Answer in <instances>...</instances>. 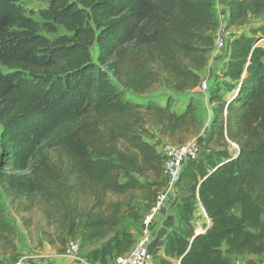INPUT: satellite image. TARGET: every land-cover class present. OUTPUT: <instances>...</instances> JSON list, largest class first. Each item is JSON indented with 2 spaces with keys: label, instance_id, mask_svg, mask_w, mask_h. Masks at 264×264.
Instances as JSON below:
<instances>
[{
  "label": "trees",
  "instance_id": "16d2710c",
  "mask_svg": "<svg viewBox=\"0 0 264 264\" xmlns=\"http://www.w3.org/2000/svg\"><path fill=\"white\" fill-rule=\"evenodd\" d=\"M26 1L0 0L3 183L55 207L65 187L67 236L80 250L98 245L87 259L105 264L136 242L123 226L140 219L134 194L165 186L162 157L142 139L146 127L168 140L200 130L191 92L218 29L213 0H37L39 21L25 14ZM223 1L238 31L207 94L205 153L183 166L178 225L157 264L264 254V24L242 32L250 16L264 14V0ZM158 84L186 94L178 111L168 101L124 99L126 90L141 95ZM197 204L210 227L195 236ZM12 235L0 217V243Z\"/></svg>",
  "mask_w": 264,
  "mask_h": 264
},
{
  "label": "rangeland",
  "instance_id": "374dc122",
  "mask_svg": "<svg viewBox=\"0 0 264 264\" xmlns=\"http://www.w3.org/2000/svg\"><path fill=\"white\" fill-rule=\"evenodd\" d=\"M221 5L222 0H213V8L215 10L216 16L218 11L221 10ZM42 7L43 4L37 0H29L23 3V10L25 14L28 15L30 11L33 12L32 19L37 21H39L37 12ZM259 24H264V14L257 17L250 16L248 18L247 25L242 28V32L248 33V26L254 27L255 25L257 26ZM228 27L229 25L226 24L220 28L227 29ZM233 30V36H235V33L238 30ZM259 43L264 45L263 40ZM214 51L218 52V56L215 55L212 57L211 52ZM226 52V49L219 51L213 49L212 47L209 53L208 64L200 72V79L205 78V80H202L199 87L191 92L195 101L197 117L201 123L198 133L193 136L177 135L176 137L168 140L166 138L160 137L156 130L146 127L151 135L149 137H142L144 141L148 143L152 141H161L162 145H181L193 141L199 147L201 138L206 135L210 124L211 107L207 104V94L212 89V85L214 84L215 80L220 79L218 73L225 65V63H223V59ZM109 81L112 84H115L114 79H112L110 76ZM201 84H204V88L201 87ZM185 95L186 94H177L172 92L169 89H166L163 85L158 84L141 95H134L131 91L126 90L124 93V99L133 103L144 104L146 101H150L160 105H164L165 102L168 101L170 110L178 111L181 108L182 102L185 100ZM224 97L227 98L228 96L224 94ZM229 151L232 155H234L237 151V147L234 144H230ZM8 173L10 172L0 171V217L12 229L13 235L8 237L6 243H0V262L3 260L5 261L9 259H21L24 257H29L30 255H35L37 252L45 248L65 255V247L69 241L79 242L78 238L73 240L67 236L66 221L61 214L66 211L64 203L67 202V192L65 187L60 186L58 190V200L61 202V206L55 207L52 204L44 202L36 195L22 196L9 192L3 183L4 179L2 177L4 176L3 174ZM16 174L19 175L20 173ZM157 192L152 194L151 191L144 190L134 194L133 204L140 215V219L137 221L124 219L123 226L128 232L131 231L137 223H140L139 221H141L142 217L146 214V212H148L147 210L154 200ZM81 204H85L84 201H81L79 206H82ZM196 208L197 206L195 207L194 212L196 211ZM204 222L205 218L199 215L197 216L194 227H196L197 224L200 225ZM8 242L13 244V250L10 248V245H8ZM97 247L98 245L85 247L81 249L77 255H82L87 259L86 254L91 249ZM229 260L230 264H264V254L261 256H230ZM113 261L114 258H111L105 264H113ZM157 263V260L153 262V264ZM172 263L178 264L176 260H172Z\"/></svg>",
  "mask_w": 264,
  "mask_h": 264
},
{
  "label": "built area",
  "instance_id": "2783aa9c",
  "mask_svg": "<svg viewBox=\"0 0 264 264\" xmlns=\"http://www.w3.org/2000/svg\"><path fill=\"white\" fill-rule=\"evenodd\" d=\"M234 30L231 27L218 28L213 36L212 47L215 50L229 49V44L233 39ZM204 88V84H201ZM159 153L162 157V175L165 179V186L157 192L146 217L143 220V231L141 237L131 247L130 251L124 255L116 256L113 264H153V256L149 252L150 232L149 224L154 216L165 208L168 197L177 190L179 177L183 166L201 156L200 148L193 141L181 144H163ZM210 227V221L205 216V222L194 227L195 236L203 235ZM79 243L69 241L65 247V255L77 256Z\"/></svg>",
  "mask_w": 264,
  "mask_h": 264
},
{
  "label": "crops",
  "instance_id": "0c3cea01",
  "mask_svg": "<svg viewBox=\"0 0 264 264\" xmlns=\"http://www.w3.org/2000/svg\"><path fill=\"white\" fill-rule=\"evenodd\" d=\"M218 26L219 28L222 26L228 25V9L224 1L222 0L221 10L218 11ZM230 48L227 50L223 63L226 62V58L229 54ZM212 57L215 55L218 56V52H211ZM201 78V77H200ZM205 80L204 79H201ZM206 136V135H205ZM205 136L201 138V142L199 144L201 155L203 156L205 153L204 149V140ZM151 145L154 146L156 151L159 153V148L162 146L161 141H152ZM180 206V198L178 189L168 197L167 202L165 204V208L157 213L152 221L149 224V232H150V243H149V252L155 257L163 256V248L165 243L166 236L171 232V230L177 225V210ZM196 211L193 213V217L195 221L197 220V216L201 215L205 218V214L203 209L199 204L196 205ZM146 214L142 217L140 223H137L135 227L129 231V233L133 236V239L136 241L141 237L143 231V220L146 217ZM93 264L88 259H86L82 255H77L74 257L66 256L64 254H59L56 251L49 250L47 248L37 252L35 255H30L29 257H24L21 259H9L3 260L0 264Z\"/></svg>",
  "mask_w": 264,
  "mask_h": 264
},
{
  "label": "water",
  "instance_id": "95a60500",
  "mask_svg": "<svg viewBox=\"0 0 264 264\" xmlns=\"http://www.w3.org/2000/svg\"><path fill=\"white\" fill-rule=\"evenodd\" d=\"M10 264V263H9ZM15 264H22V263H15Z\"/></svg>",
  "mask_w": 264,
  "mask_h": 264
}]
</instances>
